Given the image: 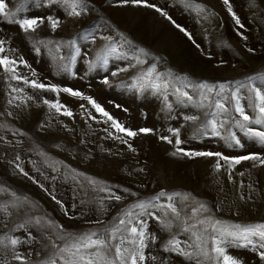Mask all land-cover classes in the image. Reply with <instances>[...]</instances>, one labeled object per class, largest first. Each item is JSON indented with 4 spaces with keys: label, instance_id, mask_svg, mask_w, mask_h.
Masks as SVG:
<instances>
[{
    "label": "rangeland",
    "instance_id": "374dc122",
    "mask_svg": "<svg viewBox=\"0 0 264 264\" xmlns=\"http://www.w3.org/2000/svg\"><path fill=\"white\" fill-rule=\"evenodd\" d=\"M5 2L9 9L24 4L25 7L19 14L21 16L46 15L55 11L54 8L38 6L40 0ZM90 2L94 9L87 15L73 19L58 12L62 24L57 32L52 33L45 24L35 35L38 38L54 37L67 40L76 37L82 30H90L110 34L119 41L120 34H123L133 42V45L149 52L147 64H156L161 70L169 69L187 76L192 81L231 82L235 87L237 83L246 82L249 76L264 75V0H230L233 11L245 25L244 29H239L235 24L223 0H191L195 5H202L203 11L186 8L182 0H149L150 3L164 9L176 23L186 28L192 34L195 43L153 8L132 3L121 4L119 0ZM254 4L257 6H253ZM240 33L247 36V40L243 39ZM3 36L13 38L15 46L37 70L43 82L70 86L94 96L125 127L133 130L142 127L156 130L155 134H138L130 139L129 142L137 150L133 153L126 145L103 131L109 128V125L96 123L88 118L87 112L81 109V104H84L85 109L92 115L102 119L94 109H91L87 101L66 93H61L59 99L72 110L74 115L71 118L58 114L55 110H49L43 104L45 98L55 100V93L33 91L30 87H26L25 92L32 95L33 100L28 101L27 105L9 106L8 88L4 76L0 73V124L8 125L7 128H0V137L4 138L0 140V186L26 195L34 207L33 215L49 217L63 224L69 231L101 227L90 221L101 215L95 210V198L106 194L93 191L91 186L85 189L79 187L71 178L75 175L71 170L75 169L79 173L95 177L98 181L117 185L114 191L118 193L124 187L137 192L139 198H151L162 189L168 192L190 193L196 199L207 202L217 217L224 221L264 222V165L259 161H242L231 170L232 179L229 180L228 166L224 161H220L222 167L217 171L214 157L188 158L180 154L172 155L174 146L161 141L159 136L168 134L166 128L169 126L183 125L181 139L185 143L181 147L220 151L229 156L251 153L264 155V145L239 132L242 147L230 146L217 137L191 138L195 125L191 122L185 124L183 116L197 114L193 106L176 107L172 113L173 119L165 120L159 98L151 93H137L118 87L121 81L131 77L135 69L120 73L117 77H110L112 87H108L100 83L101 77L105 74L103 70L88 72L83 59L75 66L77 76L57 73L46 55L36 56L30 50L31 42L20 33L18 26L0 18V37ZM78 43L83 50H91V55L102 46L103 41L97 40L96 44L92 45L79 39ZM196 44L200 47L197 48ZM249 48L253 51L249 52ZM126 49L130 52L133 50L128 46ZM209 52L212 54L211 59L206 55ZM119 63L121 62L112 61L110 67ZM256 83L259 85L262 81L258 79ZM243 102L247 105L246 101ZM117 104L121 107L117 108ZM125 108L128 111H124ZM9 110L13 112L12 117L5 114ZM248 111L251 114V110ZM109 130L115 131L110 128ZM17 141L20 143L17 144ZM41 150L47 153L52 161L58 162L56 164L58 172H53L44 164V157L38 154ZM16 155L20 156L19 161H15ZM17 163L21 164L30 176L39 180L48 191L23 176L15 167ZM140 168H144L145 171L139 172ZM65 175L69 176L67 180L64 178ZM52 176H56L57 179L52 180ZM79 179L83 181V177ZM52 194L63 202L64 207L68 209V215H65L64 209L52 200ZM9 198L10 194H0V201ZM137 198L128 195L122 202L113 201L110 210L102 218L110 221L118 211ZM82 200L86 203L81 204ZM218 208L222 211H217ZM21 219L23 213L14 214L9 220L8 227L11 228ZM149 226L152 231L157 232L156 248L160 249V245L168 239L169 233L160 231L154 220H149ZM5 231L7 229L0 227V233ZM180 238L186 239L185 236ZM228 251L241 259L243 264H264L250 247H232ZM160 255L169 258V254L164 253L162 249ZM172 257L173 264H180L182 258L175 257V254H172Z\"/></svg>",
    "mask_w": 264,
    "mask_h": 264
},
{
    "label": "snow or ice",
    "instance_id": "6c2138e0",
    "mask_svg": "<svg viewBox=\"0 0 264 264\" xmlns=\"http://www.w3.org/2000/svg\"><path fill=\"white\" fill-rule=\"evenodd\" d=\"M119 2L155 9L195 43L192 34L186 28L176 23L164 9L150 3L149 0H119ZM182 3L186 8L203 11L202 5H195L191 0H182ZM223 4L239 29H244L245 25L233 11L230 0H223ZM38 6L54 8L55 11L46 15L21 16L19 14L23 11L24 4L9 9L5 0H0V18L18 26L20 33L29 38L30 50L36 56L46 55L57 73L77 76L75 66L83 59L88 72L102 69L105 74L101 77L100 83L112 87L110 77H117L120 73L135 69L131 77L121 81L118 87L137 93H151L159 98L165 120L173 119L172 113L176 107L193 106L197 114L183 116L185 124L191 122L195 125L191 138L217 137L230 146L242 147L239 132L264 145V75L249 76L246 82L237 83L235 87L231 82L192 81L187 76L169 69L161 70L156 64H147L149 52L133 45V42L123 34H120L119 41L110 34L90 30H82V33H77L76 37L67 40L54 37L38 38L35 34L45 24L52 33H56L61 27L62 20L58 12L65 17L79 19L92 11L94 5L90 0H40ZM240 34L247 40V36ZM79 39L92 45L100 40L103 44L90 55L91 50H83L78 43ZM126 46L133 50L130 52ZM196 47L199 48L200 45L196 44ZM248 51L252 52L253 49L249 48ZM206 55L209 59L212 58L210 52ZM112 61L121 63L110 67ZM0 73L4 76L8 88L9 106L19 107L20 104L27 105L28 101L33 100L34 97L25 92V88L30 87L33 91L55 93V100L45 98L43 104L49 110H55L56 113L71 118L74 115L72 110L59 99L61 93H66L71 97L87 101L91 109H94L102 119L92 115L85 109V105L81 104L80 107L87 112L88 118L96 123L109 125V128L115 131L112 132L109 128L103 131L126 145L133 153L137 150L129 142L130 139L138 134L156 133L155 129L148 127L138 130L125 127L94 96L79 89L43 82L40 74L9 36L0 37ZM258 79L262 81L259 85L256 83ZM16 101L19 103H14ZM243 101H246L247 105ZM116 107L119 108L121 105L117 104ZM124 111L128 110L125 108ZM5 114L8 117L13 116L10 110ZM7 127V124H0V128ZM182 127L183 125L169 126L166 128L168 134L159 136L161 141L174 146L172 155L180 154L188 158L214 157L217 171L222 167L220 161H224L228 166L229 180L232 179L231 170L242 161H259L264 165V155L259 153L229 156L220 151L181 147L185 143L181 139ZM2 139L4 138L0 137V140ZM19 143L20 141H17V144ZM38 154L44 157V164L53 172L59 171L56 167L58 162L52 161L47 153L41 150ZM19 160L20 156L16 155L15 161ZM15 167L23 176L48 191L39 180L30 176L21 164L17 163ZM71 171L75 173L71 178L82 189L91 186L93 191L106 194L95 198V210L101 215L95 216L94 220L90 221L101 227L69 231L63 224L49 217L33 215L34 207L26 195L0 186V194H10L9 199L0 201V227L7 229L0 233V264H173L172 254L182 258L180 264H243L241 259L229 253L228 249L232 247H250L258 255L259 261L264 262V222H227L218 218L207 202L196 199L190 193L168 192L162 189L151 198H139L137 192L130 191L127 187L122 188L118 193L114 191L117 185L98 181L95 177L79 173L75 169ZM138 171L144 172L145 169L140 168ZM80 177H83V181L79 179ZM64 178L67 180L69 176L65 175ZM51 179L56 180L57 177L52 176ZM128 195L138 198L118 211L110 221H105L102 216L110 210L112 202H122ZM51 198L64 209L65 215H68V209L64 207L63 202L54 194ZM243 198L242 196L241 199ZM85 203L86 201H81V204ZM217 211L222 209L218 208ZM21 213L23 219L9 228L11 217ZM149 220H154L159 225L160 231L169 233L168 239L160 245V249L168 253L169 258L162 257L160 249L156 248L158 235L150 229ZM181 236H185L186 239L182 240Z\"/></svg>",
    "mask_w": 264,
    "mask_h": 264
}]
</instances>
